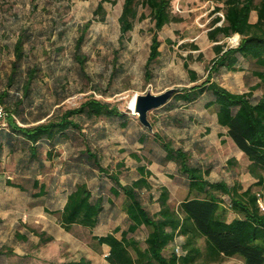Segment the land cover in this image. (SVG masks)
<instances>
[{
    "label": "rangeland",
    "instance_id": "374dc122",
    "mask_svg": "<svg viewBox=\"0 0 264 264\" xmlns=\"http://www.w3.org/2000/svg\"><path fill=\"white\" fill-rule=\"evenodd\" d=\"M123 1L0 0V87L4 84L8 63L13 59V43L20 31L30 36L24 45L22 67L35 65L40 70L29 96L23 99L24 106L31 111L24 112V118L30 122L41 115L46 116L43 120L50 116L55 118L60 112L76 108L89 98L109 103L127 117L125 128L120 126L117 118H75L81 128L79 135L70 132V138L64 143L48 148L47 152L44 147L39 153L41 164H31L29 170L18 164L21 156L2 159L0 262L15 257L26 263L84 257L93 264H104V248L96 243L93 234H102L109 228L104 224L96 229L73 226L65 231L56 214L63 206L66 193L77 183L85 182L93 198L102 197L105 214L112 215L115 222L124 225L123 197L112 196L109 178L87 163L81 154L86 146L99 156L104 168L118 174L122 184H129L138 177L137 162L130 153L143 158L142 162L153 173L149 178L152 188L140 193L150 212L159 209L156 199L162 186L168 188L169 204L174 208L187 197L183 176L177 173L173 163L163 161L161 147L154 141L152 132H148L131 114L130 102L136 94H159L169 88L179 90L192 86L194 83L189 81L185 64L195 71L197 83L203 82L210 75L216 59L214 46L222 44L234 48L240 37L237 34L220 37L217 43L209 39L213 21L220 17L221 21L217 23L220 25L223 19V11L216 10V7H222L221 3L215 0H170V13L177 20L157 31L160 56L149 67L150 79L145 80L144 65L149 54L153 23L148 10L137 4L132 30L120 38L118 18ZM255 19L256 13L252 12L250 21ZM82 33L83 40L76 49V40ZM76 54L86 58L83 71L75 61ZM252 71L251 64H244L243 71H221L214 79L230 92H251L252 97L258 98L262 90L254 88L257 79ZM9 91L15 92L14 89ZM202 103L187 108H170V105L149 112L152 131L173 139L175 145L186 139L195 150V159L211 166L208 176L211 181L222 180L229 185L237 182L246 189L255 182L249 173L248 161L232 142L224 140V134L212 123V112L204 114L208 126L197 122L194 116L203 111ZM186 113L187 116L192 113L194 119L185 121L184 128L172 122L171 118ZM16 120L20 123L18 118ZM142 132H148L143 144L138 140ZM120 163L122 166L118 167ZM34 179L45 186L44 196H34L39 191L33 185ZM254 191L261 193L259 187H254ZM261 197L260 202L264 203ZM233 216L234 213L230 212L228 217ZM146 234L147 229L141 227L135 238L143 244ZM214 264L243 262L232 257Z\"/></svg>",
    "mask_w": 264,
    "mask_h": 264
},
{
    "label": "trees",
    "instance_id": "16d2710c",
    "mask_svg": "<svg viewBox=\"0 0 264 264\" xmlns=\"http://www.w3.org/2000/svg\"><path fill=\"white\" fill-rule=\"evenodd\" d=\"M103 1L112 3L115 0ZM215 1L222 4L216 10L223 11V19L220 25H217L221 21L220 17L213 21L212 29L208 32L209 39L217 43L220 37L237 34L240 37L239 44L234 48H226L222 44L214 46L216 59L210 75L201 83H197L195 71L185 64L189 81L194 84L179 89L163 107L171 105L170 108H187L202 101V107L215 113L217 124L226 129L229 139L248 161V170L255 182L243 189L237 182L229 185L222 180L211 181L208 178L210 166L196 163L189 150L178 143L175 145L173 139L164 138L152 131L154 141L162 149L163 161L176 166L187 189V197L174 208L169 204L168 188L162 186L156 199L159 209L152 213L143 204L140 194L142 190L152 188L149 178L153 173L142 162L143 158L134 152L130 153L137 162L138 177L129 184H122L118 174L110 173L104 168L99 156L86 146L81 154L87 163L109 178L112 182L109 188L112 196L123 197L122 211L126 228L118 226L111 232L93 236L98 245L108 247L106 264H214L232 257L239 258L243 264H264V212L259 205L261 195L264 198V0ZM137 4L148 10L153 23L149 54L144 65V78L149 80V67L160 56V43L156 33L177 19L170 13V0H124L118 18L120 38L133 28ZM251 12L256 13L255 22L250 21ZM29 39L30 36L25 31L17 34L13 43V59L8 63L4 84L0 87V105L5 112V124L0 127V133H4L6 125V134H15L28 142L27 168L30 164H41L37 146L40 141L45 142L48 148H54L67 141L70 132L79 135L81 128L75 118H117L120 119L122 128L127 127V117L117 107L94 98L86 99L76 108L60 112L55 118L50 116L43 120L46 116L41 115L31 121L38 123L31 125L22 115L24 112L31 113L30 108L24 106L26 102L23 99L29 96L40 70L35 65L22 67L24 45ZM82 40L83 33L76 40V49ZM74 58L80 71H83L86 58L80 54H76ZM244 64H251L253 67L252 74L257 79L254 88L262 90L258 98L252 97L251 92H230L214 79L221 71H243ZM11 89L15 92L10 93ZM180 116L176 115L171 119L176 126L183 128L186 126L185 121L193 118L192 113ZM17 118L22 125L17 124ZM41 120L43 121L40 122ZM151 125L153 127L152 123ZM148 132L138 135L142 144L146 141ZM121 166V163L118 164V167ZM33 185L39 188L34 196L45 195L43 184L39 185L34 179ZM254 187H259L261 193L254 191ZM103 207L102 197L93 198L87 184L79 182L68 193L63 207L56 214L65 231L73 226L93 229L98 225ZM230 212L234 213L231 219L228 217ZM141 227L147 229L143 244L135 238V233ZM176 247L179 253L175 252ZM170 248L173 249L169 251ZM0 264L31 263L15 257ZM42 264L92 262L80 257L76 260Z\"/></svg>",
    "mask_w": 264,
    "mask_h": 264
},
{
    "label": "crops",
    "instance_id": "0c3cea01",
    "mask_svg": "<svg viewBox=\"0 0 264 264\" xmlns=\"http://www.w3.org/2000/svg\"><path fill=\"white\" fill-rule=\"evenodd\" d=\"M252 13V12H251ZM251 15V14H250ZM256 21V19H255ZM253 21V22H255ZM203 108V107H202ZM209 111L206 110L205 108H203V111L201 113L198 114V112L195 111L196 114H198V116H194V118L197 120L198 123H201V125L203 124V126H208L205 119H206V115H204L205 113L207 114ZM212 112V123L214 124L215 127H217L218 131L222 132L224 135H223V138L224 140L228 141V142H232L229 137L227 136L226 134V129L223 128V127H220L217 122H216V115L213 111H210ZM43 120H41L40 122H42ZM30 122V121H29ZM196 122V123H197ZM38 123L37 121L35 122H30L31 125L33 124H36ZM17 124L18 125H22L21 123H18L17 121ZM4 133H0V147H1V152H0V171H2L3 169V166H4V163H1L2 162V159H5L6 156H17V157H20L21 156V159L18 158V164L20 166H24L23 169H26V170H29L31 169V164L28 166V168L26 167V165H28L27 163H22L24 160L28 161V158H27V155H28V149H29V144L28 142H26L22 137L20 136H16L15 134H6V132L8 131V127L5 125L4 127ZM194 143V142H192ZM180 146H182L184 149L186 150H189L190 153H191V156H192V159L198 163V164H202L201 161H198L195 159V150L193 147H191V144H189L187 142L186 139H184L183 141H180V143H178ZM38 152L40 153V151L45 147L46 148V152L49 150L48 149V146L46 145L45 142L43 141H40L38 143ZM14 150V151H13ZM242 154V153H241ZM26 156V158H25ZM211 167V166H210ZM185 187V190L187 192V189H186V185L184 186ZM72 190V189H71ZM70 190V191H71ZM69 191V192H70ZM66 193L65 195V199H66V196L68 195V193ZM65 199H64V203H65ZM109 200V199H108ZM63 203V205H64ZM63 207V206H62ZM105 210V206L103 207V211L99 217V222H98V225L93 228V229H96L98 228L99 226H102L103 224L106 225L109 229H107L104 233L102 234H93L94 235H103V234H106L108 232H111L114 228L116 227H121V229H125L126 228V223H125V215L123 214V218H124V225H120L118 222H115V219L112 215H107L105 214L104 212ZM113 224V225H111ZM119 236V235H118ZM102 248H104V251L105 253L103 254V261H104V264H106V260H105V255L108 253V247L105 246V245H102L100 246ZM64 261V260H63ZM57 262H62V261H57ZM48 263V262H47ZM31 264H42V263H31ZM93 264V263H92Z\"/></svg>",
    "mask_w": 264,
    "mask_h": 264
},
{
    "label": "water",
    "instance_id": "95a60500",
    "mask_svg": "<svg viewBox=\"0 0 264 264\" xmlns=\"http://www.w3.org/2000/svg\"><path fill=\"white\" fill-rule=\"evenodd\" d=\"M177 91V88H169L159 94H152L150 92H146L142 95L136 94L133 97V108H129L131 114L137 117L141 126L152 132V125L148 120V113L167 104Z\"/></svg>",
    "mask_w": 264,
    "mask_h": 264
},
{
    "label": "built area",
    "instance_id": "2783aa9c",
    "mask_svg": "<svg viewBox=\"0 0 264 264\" xmlns=\"http://www.w3.org/2000/svg\"><path fill=\"white\" fill-rule=\"evenodd\" d=\"M4 122H5V112H4L3 107L0 105V127L4 126L5 124ZM259 205H260L261 210L264 211V203L260 202ZM175 252L179 253L178 247L175 248Z\"/></svg>",
    "mask_w": 264,
    "mask_h": 264
},
{
    "label": "bare ground",
    "instance_id": "6f19581e",
    "mask_svg": "<svg viewBox=\"0 0 264 264\" xmlns=\"http://www.w3.org/2000/svg\"><path fill=\"white\" fill-rule=\"evenodd\" d=\"M133 103H134V99H132L131 102H130V108L131 109L133 108Z\"/></svg>",
    "mask_w": 264,
    "mask_h": 264
}]
</instances>
